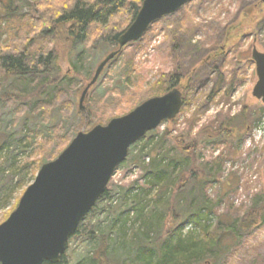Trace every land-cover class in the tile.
<instances>
[{
	"label": "rangeland",
	"instance_id": "1",
	"mask_svg": "<svg viewBox=\"0 0 264 264\" xmlns=\"http://www.w3.org/2000/svg\"><path fill=\"white\" fill-rule=\"evenodd\" d=\"M29 7L27 0H0L2 40L7 39L8 28L15 31L21 27L25 22L23 16L29 12ZM61 33L54 43V74L58 76L71 74L72 62L85 50L77 41L69 45L66 41L67 32L63 29ZM255 47L264 52V0H191L179 11L153 23L140 40L127 44L108 63L85 98L83 113L97 96L95 93L102 94L112 86L122 87L129 78L131 84L138 83L136 89L142 91L154 84L162 74H168L177 67L185 76L178 86L185 94L184 105L174 119L164 121L155 129L153 141L146 145L141 154L144 141L137 143L132 156L128 155L118 167L110 180L111 197L100 204V209L89 221L88 232H93L92 236L84 234L70 241L72 258L69 259V264H79L82 257L89 260L84 264L107 262L106 259L97 261L94 258L99 255L98 245L103 241L101 234L110 236L107 250L110 259H114L116 264H124L129 256L135 254V246L121 243L115 230H111V222L118 220L117 229L123 228L129 239H133L134 231L144 225V220L137 214L142 206L145 211L153 208L157 204L154 199L158 194V189H152L148 183L150 178L146 176V166L153 153L165 161L174 157L183 159L185 155L180 150L181 146L174 139L177 136L197 143V161L202 167L221 160L222 167L217 179L207 186L206 191L211 201L218 202L209 215V224L216 226L219 218L229 219V215L242 216L260 195L264 197V130L258 133L263 125L264 103L252 94L258 79L252 59ZM215 48H222V53H211ZM114 50L101 46L86 52V71L93 72V76L99 63ZM209 52L214 56L212 62L220 64L224 60L221 72L225 74L227 81L234 74L237 78L235 88L228 95L224 94V90L218 93L217 86L215 87L217 72L204 70L198 63V60L209 56ZM129 65L131 75L128 78L124 71ZM189 69L196 71L193 79L196 86L193 91L187 90L188 82L190 79L192 82L193 78V75L189 79L186 76ZM218 78L221 79L222 76ZM81 79L79 76V83L70 94L76 110L68 118L54 111L47 126L42 124V116L31 109L32 104L28 105L24 116L17 119L14 108L0 99V146L3 142L11 143L0 150L1 155L6 157L0 170V223L11 212L23 194V189L34 181L33 165L23 167L24 159L35 155L37 142L30 143L33 136L45 135L58 122L64 123L67 130L78 127L81 120L77 112L81 111L80 97L88 83H83ZM211 93L214 95L210 96ZM221 122H224L225 129L218 137L209 139L207 133L210 130L207 131V128L212 125L215 129ZM83 129H86L85 125L81 130ZM228 131L230 135H227ZM26 135L28 138L24 142L30 144L25 147L23 142L20 144V140ZM139 154L140 158L134 160V156ZM12 168H15V173ZM205 170L211 173L210 170ZM199 173L202 175L200 171ZM21 186H24L23 189ZM9 193H12L11 197L5 200ZM133 196L135 200L142 198V201L139 199L136 204L133 203L136 213L133 211L129 215L127 211L119 215L121 200L126 198L131 202ZM168 196L169 192L161 198L159 204L166 202ZM153 209L157 210L155 207ZM179 215L178 221H185L187 210L181 209ZM146 230L145 225L144 231ZM151 230L150 238L154 239L156 232H153V228ZM194 230H198L195 222H184V233ZM140 239L137 236L133 240ZM225 245L226 252L212 264H264V221L247 229L239 239L231 240Z\"/></svg>",
	"mask_w": 264,
	"mask_h": 264
},
{
	"label": "trees",
	"instance_id": "2",
	"mask_svg": "<svg viewBox=\"0 0 264 264\" xmlns=\"http://www.w3.org/2000/svg\"><path fill=\"white\" fill-rule=\"evenodd\" d=\"M143 1L27 0L30 7L29 12L23 16L25 22L15 31H10L8 28V37L5 40H2V19H0L1 101H5L14 108L15 118L17 119L22 118L24 112L28 110V105L32 104L31 109L42 116L44 126L50 124L54 111H58L61 116L68 118L76 110L70 94L71 90L79 83L78 77L80 76L84 83L85 81L89 82L94 76H92L93 72L88 73L86 71V52L101 46L112 48V50L118 49L120 35L134 21ZM63 29L67 32L66 41L69 42V45L71 42L73 44L77 41L84 46L85 50L77 56L75 62H72L73 71L71 74L58 76L54 74L56 63L54 43L56 38L62 34ZM221 49L215 48L210 52L218 55L222 53ZM210 52L209 56L207 55L206 58L198 60V63L205 68L204 70L216 71L218 77L222 76L221 79L216 77L218 81L215 87L217 86L218 93L224 90V94L228 95L231 89L235 88L237 78L234 74L227 81L225 74L221 72V65L224 60L220 64L212 62L214 56ZM129 69H131V65L125 68L124 71L128 78L131 75ZM195 72L193 69L186 72V74L188 73L186 75L188 79L193 75L192 82L190 79L187 85L188 91H193L194 86H196V83L194 84L195 80L193 81ZM183 77L185 76L177 67L168 74H162L154 84L142 91H138L136 89L138 83L132 85L129 78L122 87L112 86L102 94L95 93L97 96L94 97L87 110L84 113L82 110L77 111L81 116V120L75 130H67L64 123L58 122L50 127L45 135L33 136L34 138L30 140V143L37 142L34 149L35 155L26 157L23 167L33 165V177L35 178L41 165L54 159L84 125L85 130L88 131L96 124H106L111 118L128 113L144 100L152 96L162 95L172 88L178 87ZM209 95L213 96L214 94ZM210 127L207 128V131L210 130L207 133L209 139L218 137L225 129V124L221 122L215 129L212 125ZM165 133L168 135L167 131ZM230 134L228 131L227 135ZM166 135L163 136V139ZM154 137L155 130L148 132L130 147L128 155L132 156L134 146L140 141H144V145L140 150L141 154L146 145L153 141ZM27 138V135L24 136L20 140V144L22 145L23 142L25 147L29 146V142H24ZM174 139L181 146L180 150L185 155L183 159L174 157L169 158V161H165L159 159V157L157 158L155 153H153L151 159L148 157L150 161L146 166V176L150 178L148 183L152 189H158V194L154 199L157 202L154 205L157 210L150 207V210L145 211V207L142 206L138 212L137 215L144 220V225L135 230V234L133 233L132 236L135 235L134 240L137 236H140L141 239L139 241L129 239L123 228L117 229L118 220L111 222V230H115L121 243L125 242L131 244L132 247L135 246L133 248L135 254L129 256L124 264H212L213 261L218 260L226 252L225 243L239 239L247 229L264 221V197L260 195L254 201L252 207L242 216L229 215V219L221 220L219 218L216 226L209 224V215L218 202L211 201L206 191L207 186L217 179L218 171L222 167L221 160L219 162L214 161V164L209 166L204 164V167H202L197 161V143L194 140L186 141L180 136ZM8 144L11 145V143L3 142L0 150L7 147ZM154 150L156 149L154 148ZM140 154L134 156V160L140 158ZM5 161L6 157H3L0 152V170ZM12 169L15 173V168ZM205 169L210 170L211 173H207ZM109 185L110 182L105 192L71 236L66 251L62 254L59 262L55 264H69V259L72 258L71 240L84 234L92 236L91 233L93 232H88L89 221L100 209V204L103 201L107 202L111 197ZM21 187L23 189L24 186ZM167 192H169V196L166 202L159 204V201ZM11 195L12 193H9L5 200L8 197L10 198ZM125 196L127 195L125 194ZM139 199L142 201V198L138 197L137 200L134 198L129 202V199L123 198L118 209L119 215L127 211L130 215L135 211L133 203L136 204ZM18 201L11 212L16 208ZM181 209H186L188 215L183 222L178 221ZM10 213L7 214L5 219ZM118 219H120V216ZM124 222L126 223V220ZM184 222H195L198 230L184 233ZM145 225L146 232L144 231ZM151 226H153V232L154 230L156 232L154 239L150 238ZM139 233H143V235ZM101 237L103 241H100L98 245L99 255L94 256V258L97 261L107 260V262H101V264H116L113 261L114 259H110L107 250L108 243L111 241L110 236L101 234ZM114 240L117 241V239ZM88 261L87 258L82 257L79 264ZM44 264L52 263L45 262ZM90 264L96 263L90 262Z\"/></svg>",
	"mask_w": 264,
	"mask_h": 264
},
{
	"label": "water",
	"instance_id": "3",
	"mask_svg": "<svg viewBox=\"0 0 264 264\" xmlns=\"http://www.w3.org/2000/svg\"><path fill=\"white\" fill-rule=\"evenodd\" d=\"M190 1L144 0L134 21L120 35L118 49L99 63L82 91L80 109L84 110V100L107 64L127 44L140 40L153 23ZM252 59L258 78L252 94L264 103V52L255 47ZM183 105V92L174 87L106 124L79 131L54 159L41 165L16 208L0 223V264L58 263L130 147L164 121L174 119Z\"/></svg>",
	"mask_w": 264,
	"mask_h": 264
},
{
	"label": "built area",
	"instance_id": "4",
	"mask_svg": "<svg viewBox=\"0 0 264 264\" xmlns=\"http://www.w3.org/2000/svg\"><path fill=\"white\" fill-rule=\"evenodd\" d=\"M263 125L258 129V133H262L264 130V120H263ZM261 135V134H260Z\"/></svg>",
	"mask_w": 264,
	"mask_h": 264
}]
</instances>
